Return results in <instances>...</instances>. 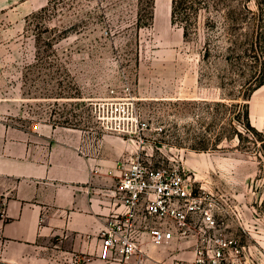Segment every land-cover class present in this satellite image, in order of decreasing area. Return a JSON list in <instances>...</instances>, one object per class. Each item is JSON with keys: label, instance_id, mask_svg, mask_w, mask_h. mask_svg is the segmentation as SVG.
I'll return each mask as SVG.
<instances>
[{"label": "rangeland", "instance_id": "1", "mask_svg": "<svg viewBox=\"0 0 264 264\" xmlns=\"http://www.w3.org/2000/svg\"><path fill=\"white\" fill-rule=\"evenodd\" d=\"M262 78L264 0H186L174 21L171 0H0V119L98 136L100 103L131 101L147 130L129 138L220 200L238 264H264V84L242 96Z\"/></svg>", "mask_w": 264, "mask_h": 264}, {"label": "crops", "instance_id": "2", "mask_svg": "<svg viewBox=\"0 0 264 264\" xmlns=\"http://www.w3.org/2000/svg\"><path fill=\"white\" fill-rule=\"evenodd\" d=\"M32 124L0 119V260L49 264L62 252L92 260L82 264H103L100 232L120 208L102 190L116 183L117 162L137 151L135 141L50 123L34 130ZM142 245L141 264H171L157 249L173 247L181 248L177 259L193 258L182 250L188 241L154 245L143 235Z\"/></svg>", "mask_w": 264, "mask_h": 264}, {"label": "built area", "instance_id": "3", "mask_svg": "<svg viewBox=\"0 0 264 264\" xmlns=\"http://www.w3.org/2000/svg\"><path fill=\"white\" fill-rule=\"evenodd\" d=\"M99 111L103 132L137 136L142 143L139 134L147 130V123L137 117L131 101L104 100ZM32 128L38 130V123ZM142 151L141 147L120 158L116 183L102 190L120 211L100 232V262L141 264L146 255L142 245L145 235L154 245L190 242L195 249L190 264H238L242 247L225 231L227 223L220 200L201 186H194L183 165L169 161L150 166Z\"/></svg>", "mask_w": 264, "mask_h": 264}, {"label": "trees", "instance_id": "4", "mask_svg": "<svg viewBox=\"0 0 264 264\" xmlns=\"http://www.w3.org/2000/svg\"><path fill=\"white\" fill-rule=\"evenodd\" d=\"M186 0H171V21H174L176 19V14L179 11V7L185 2ZM183 36L187 37V29L183 27ZM243 98L248 99L251 95V93L264 84V78L260 79L251 89L248 90V87H246V84H248V80L243 83ZM245 109L243 111V117L245 119V125L249 127L253 132H256L254 127L250 126L249 123V116H248V107L244 105Z\"/></svg>", "mask_w": 264, "mask_h": 264}]
</instances>
